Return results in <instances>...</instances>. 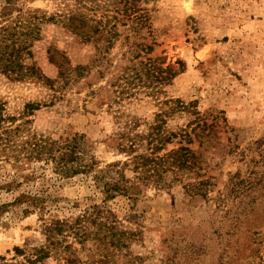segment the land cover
<instances>
[{
    "label": "rangeland",
    "instance_id": "1",
    "mask_svg": "<svg viewBox=\"0 0 264 264\" xmlns=\"http://www.w3.org/2000/svg\"><path fill=\"white\" fill-rule=\"evenodd\" d=\"M0 13V58L18 56L24 72L0 68V104L15 119L6 126L54 141L84 136L94 162L88 176L59 181L44 164L5 163L0 142V186L14 185L0 207L46 191L50 219L99 205L139 233L122 249L70 237L65 253L39 264H264V0H0ZM154 134L177 135L158 155L186 148L187 167L142 186L134 203L106 201L94 177L129 160L119 139L149 155ZM26 176L36 180L16 188ZM199 183L192 197L185 187ZM22 208L0 212L8 264L47 245L41 214Z\"/></svg>",
    "mask_w": 264,
    "mask_h": 264
},
{
    "label": "trees",
    "instance_id": "2",
    "mask_svg": "<svg viewBox=\"0 0 264 264\" xmlns=\"http://www.w3.org/2000/svg\"><path fill=\"white\" fill-rule=\"evenodd\" d=\"M6 1L11 2L12 0ZM4 11L6 9H3ZM13 52L18 54L21 52V49H13ZM12 57L13 55L8 56V65L3 64V57H1L0 68L3 72L9 75H16L22 79L24 77L22 73L24 72L21 73L15 69L22 68L23 70V66L19 62L18 56H15V60H11ZM28 70L30 71V75L36 77L38 80H46L38 68L28 67ZM75 70L79 72L82 68L78 67ZM167 70L171 72L170 69ZM3 111V105L0 104V142L3 144L2 152L5 163L11 164L13 168L20 171L23 170L24 166L30 167L33 162L41 163L51 167V174L59 181L79 175L88 176L94 169V162L87 160V154L84 149V136L74 134L61 138L59 141H54L45 138V136L32 134L30 131L26 132V129L21 125L14 128L12 125L6 126L10 120L5 118ZM14 121L15 119L10 122L13 123ZM24 124H27V122ZM150 137L151 148H148V151H150L149 155L138 154L139 144L136 139L127 138V143L122 141L124 137L119 139V149L129 157V160L124 163L111 165L105 173L100 172L101 176L94 177L98 183L103 181L106 201L121 197L134 203L141 194L142 186L149 182L156 183L158 186L162 183L164 176L168 172L178 176L180 170L187 167L192 155L186 148L172 151L163 156L158 155V153L166 149L167 145L172 143L173 139L178 137L177 135L169 134L161 136L154 134ZM114 174L116 178L113 177ZM107 176L111 179L110 182H106ZM17 178L14 181L17 184L16 188H28L29 184L36 180V176H26L23 182H17ZM203 184L188 185L185 189L191 193L192 197L202 196L203 192L200 187ZM13 188V182L3 184V186H0V196L4 191L11 193ZM45 192L37 191L33 193L25 190L11 204H4L0 207V212L4 214L10 207L22 206L24 216L39 213L41 214V220L45 222L44 232L47 238V245L43 248L35 249L33 254L28 257L27 264H39L54 253H65L68 247L71 246L67 247L63 244H66L70 237L84 243L87 240L95 242L108 240L114 248L122 249L127 248V242L139 234L137 232L122 231L117 215L99 205H93L82 210L74 221L50 219L48 218L50 210L47 208ZM15 251L17 255H25V251L19 248H16ZM2 261L3 264H8L5 258H0V262ZM67 264L75 263L68 259Z\"/></svg>",
    "mask_w": 264,
    "mask_h": 264
}]
</instances>
